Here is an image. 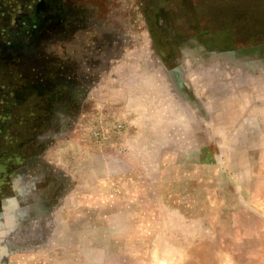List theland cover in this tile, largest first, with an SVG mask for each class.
<instances>
[{"label": "rangeland", "instance_id": "1", "mask_svg": "<svg viewBox=\"0 0 264 264\" xmlns=\"http://www.w3.org/2000/svg\"><path fill=\"white\" fill-rule=\"evenodd\" d=\"M26 4L0 16V264H264V0Z\"/></svg>", "mask_w": 264, "mask_h": 264}, {"label": "trees", "instance_id": "2", "mask_svg": "<svg viewBox=\"0 0 264 264\" xmlns=\"http://www.w3.org/2000/svg\"><path fill=\"white\" fill-rule=\"evenodd\" d=\"M14 2H16V0H0V16L4 17L3 19H8L11 16V21H14V18L17 15V11H19V9L21 10V8L25 10L24 13L29 11L30 6H28L27 4L24 5V7H22V5H19L17 7L14 6Z\"/></svg>", "mask_w": 264, "mask_h": 264}, {"label": "flooded vegetation", "instance_id": "3", "mask_svg": "<svg viewBox=\"0 0 264 264\" xmlns=\"http://www.w3.org/2000/svg\"><path fill=\"white\" fill-rule=\"evenodd\" d=\"M29 13V11L26 13V15ZM20 19H22V18H20Z\"/></svg>", "mask_w": 264, "mask_h": 264}]
</instances>
